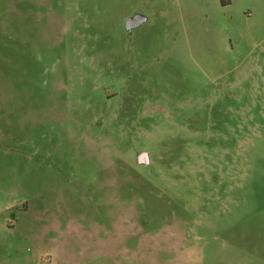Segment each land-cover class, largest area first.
Here are the masks:
<instances>
[{
	"label": "rangeland",
	"instance_id": "374dc122",
	"mask_svg": "<svg viewBox=\"0 0 264 264\" xmlns=\"http://www.w3.org/2000/svg\"><path fill=\"white\" fill-rule=\"evenodd\" d=\"M0 264H264V0H0Z\"/></svg>",
	"mask_w": 264,
	"mask_h": 264
},
{
	"label": "flooded vegetation",
	"instance_id": "af4514ba",
	"mask_svg": "<svg viewBox=\"0 0 264 264\" xmlns=\"http://www.w3.org/2000/svg\"><path fill=\"white\" fill-rule=\"evenodd\" d=\"M182 107V106H181ZM172 108L170 113H173V117L179 118V116H182L181 121L183 122L181 133L179 134V137L177 138L178 141H180V147L178 148V154L179 158L178 161H175V165H178V167L183 166L186 167L187 162L192 161L193 157L197 154L192 153L191 149H188L189 145H194L196 147H202L203 145L205 147L210 148L212 152V157L214 158V92L212 94L207 95L204 99H198L194 104L191 105L192 111H189L187 114L186 110L182 111V108ZM197 119L196 123L194 125H191L190 119H193L191 116ZM171 117V115H170ZM172 119V117H171ZM199 122V123H198ZM168 131L166 132V135L168 137V147H167V155L169 160L170 153L172 152L170 150V142H172V135L175 134L174 129L171 128V125L168 126ZM209 129V130H208ZM210 131V136H204L202 133L203 131ZM185 131L192 132L194 136H186ZM171 135V136H170ZM171 138V141H170ZM195 159V158H194ZM172 161L170 165L173 163ZM176 168V166H175ZM169 177L177 176L174 173H171L168 175ZM178 177V176H177ZM212 181H214V176H212Z\"/></svg>",
	"mask_w": 264,
	"mask_h": 264
},
{
	"label": "water",
	"instance_id": "95a60500",
	"mask_svg": "<svg viewBox=\"0 0 264 264\" xmlns=\"http://www.w3.org/2000/svg\"><path fill=\"white\" fill-rule=\"evenodd\" d=\"M144 20H145V18L142 15L137 14L134 17L127 19L126 28L128 30H131L133 27H135L138 24L142 23ZM138 160H139V162L141 164H147V162H148V154L145 153V152L141 153L139 155V157H138Z\"/></svg>",
	"mask_w": 264,
	"mask_h": 264
}]
</instances>
